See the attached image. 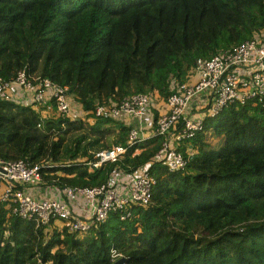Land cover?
<instances>
[{"label": "trees", "instance_id": "16d2710c", "mask_svg": "<svg viewBox=\"0 0 264 264\" xmlns=\"http://www.w3.org/2000/svg\"><path fill=\"white\" fill-rule=\"evenodd\" d=\"M263 28L264 0H0V77L24 70L49 79L89 112L42 119L30 105L0 99V158L49 161L44 184L100 185L113 164L88 170L83 160L125 144L130 126L90 111L135 93L165 98L197 59ZM161 143L158 135L137 142L120 161L127 170L149 162L156 180L131 218L111 213L87 232L46 231L1 205L0 264H113L121 256L125 264H264V109L234 103L206 117L190 152L179 149L183 170L152 161Z\"/></svg>", "mask_w": 264, "mask_h": 264}, {"label": "built area", "instance_id": "2783aa9c", "mask_svg": "<svg viewBox=\"0 0 264 264\" xmlns=\"http://www.w3.org/2000/svg\"><path fill=\"white\" fill-rule=\"evenodd\" d=\"M71 96L67 87L28 76L24 70L9 81L0 77V99L30 105L42 119H84L89 112L78 102L81 111L73 109ZM163 99L164 107L155 118V97L146 93H135L90 111L95 117L120 119L130 126L125 144L102 148L93 152L92 159L83 160L88 170L113 164L100 185L61 186L54 180L44 184L41 171L51 166L49 161L29 165L24 160L0 158V206L12 216L33 219L46 231L60 225L69 232H87L111 213H117L121 220L131 218L134 207L149 204L156 180L148 171L149 162L131 170L120 165L130 146L161 136V147L152 161L163 163L170 172L183 170L187 159L179 149L186 146L185 151L190 152L187 142L203 130L206 117H214L234 103L264 109V28L230 49L197 59L188 81H172L171 93Z\"/></svg>", "mask_w": 264, "mask_h": 264}, {"label": "rangeland", "instance_id": "374dc122", "mask_svg": "<svg viewBox=\"0 0 264 264\" xmlns=\"http://www.w3.org/2000/svg\"><path fill=\"white\" fill-rule=\"evenodd\" d=\"M71 99H72V102H73V105H74L73 109H75L77 112H80L81 111L80 105H78V103L76 102V100L74 99L73 96H71ZM79 119H81V118H76V120H79ZM75 135H77V134H71V135H69L67 137H74ZM113 137H114L113 135H109L106 140H111ZM207 140L211 144V146H213V147H217L218 144H219V138L216 137V136H214V135H211V134L210 135H207ZM101 142H104V141L102 140ZM100 149L97 148V149H93L92 151L95 152V151H98ZM42 189H45V188L42 187ZM62 227L63 226H60V225L57 226L58 229H62Z\"/></svg>", "mask_w": 264, "mask_h": 264}, {"label": "crops", "instance_id": "0c3cea01", "mask_svg": "<svg viewBox=\"0 0 264 264\" xmlns=\"http://www.w3.org/2000/svg\"><path fill=\"white\" fill-rule=\"evenodd\" d=\"M155 97V106H154V113H160V111L163 109L164 107V99L161 98L160 96H158L157 94H154ZM196 100H194L192 103H194ZM147 132H149L147 130Z\"/></svg>", "mask_w": 264, "mask_h": 264}, {"label": "water", "instance_id": "95a60500", "mask_svg": "<svg viewBox=\"0 0 264 264\" xmlns=\"http://www.w3.org/2000/svg\"><path fill=\"white\" fill-rule=\"evenodd\" d=\"M125 262H126V258L121 256L113 264H125Z\"/></svg>", "mask_w": 264, "mask_h": 264}]
</instances>
